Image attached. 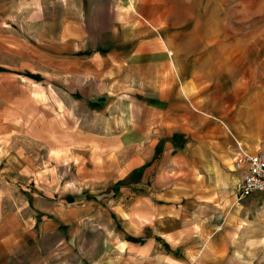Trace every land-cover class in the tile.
Masks as SVG:
<instances>
[{"label": "crops", "instance_id": "0c3cea01", "mask_svg": "<svg viewBox=\"0 0 264 264\" xmlns=\"http://www.w3.org/2000/svg\"><path fill=\"white\" fill-rule=\"evenodd\" d=\"M17 1L0 0V47L15 60L23 58L21 67L6 71L36 84L50 75L51 82L47 56L53 55L56 84L96 112L121 102L124 70L144 98L130 127L120 128L127 119L122 113L112 116L114 136L103 146L110 154L103 164L114 179L112 190L65 195L72 206L55 212L39 208L40 237H55L49 250L39 241L40 264H240L244 240L235 205L245 197L238 198L240 172L230 159L243 145L236 138L233 144L217 122L228 114L179 95L173 50L158 41L176 36L173 3ZM165 12L166 20L159 17ZM32 55H39L37 69L31 68ZM6 206L1 201L0 264H14L20 253L16 212ZM25 225L22 262L30 258Z\"/></svg>", "mask_w": 264, "mask_h": 264}, {"label": "rangeland", "instance_id": "374dc122", "mask_svg": "<svg viewBox=\"0 0 264 264\" xmlns=\"http://www.w3.org/2000/svg\"><path fill=\"white\" fill-rule=\"evenodd\" d=\"M160 2L173 3L174 14L169 16L175 17L176 36L158 41L160 48L173 50L179 95L184 101L206 102L228 114L229 119L217 122L233 144L236 138L250 152H264V0ZM165 7L160 9L165 11ZM159 17L166 20L168 13ZM15 30L22 32L18 22ZM38 56L32 55L31 68H38ZM18 59L0 47V203L16 212L20 253L14 264H28V260L40 264L39 241L49 250L55 237L54 232L40 237L44 216L39 208L55 212L61 205L72 206L65 195L112 190L114 179L103 164L110 157L104 143L114 136L110 133L115 126L112 116L122 113L127 119L119 123L120 128L130 127L138 99L144 98L130 71L124 70L121 102L111 104L106 112H96L56 84L53 55L47 56L53 84L48 81L50 75L36 84L4 69L21 67L23 58ZM235 206L240 240H244L240 264H264V193L247 196ZM26 222L29 235L24 240L30 244V258L22 262L18 259L23 257Z\"/></svg>", "mask_w": 264, "mask_h": 264}, {"label": "built area", "instance_id": "2783aa9c", "mask_svg": "<svg viewBox=\"0 0 264 264\" xmlns=\"http://www.w3.org/2000/svg\"><path fill=\"white\" fill-rule=\"evenodd\" d=\"M237 147L232 154V164L234 170L240 172L238 198L264 193V152H250L239 143Z\"/></svg>", "mask_w": 264, "mask_h": 264}]
</instances>
